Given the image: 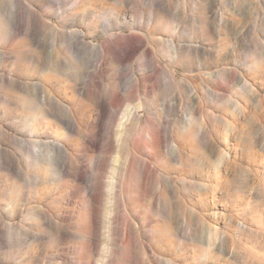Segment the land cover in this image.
<instances>
[{"label": "rangeland", "instance_id": "obj_1", "mask_svg": "<svg viewBox=\"0 0 264 264\" xmlns=\"http://www.w3.org/2000/svg\"><path fill=\"white\" fill-rule=\"evenodd\" d=\"M0 264H264V0H0Z\"/></svg>", "mask_w": 264, "mask_h": 264}, {"label": "bare ground", "instance_id": "obj_2", "mask_svg": "<svg viewBox=\"0 0 264 264\" xmlns=\"http://www.w3.org/2000/svg\"><path fill=\"white\" fill-rule=\"evenodd\" d=\"M114 186L116 187V185H115V184H112V187H114Z\"/></svg>", "mask_w": 264, "mask_h": 264}]
</instances>
